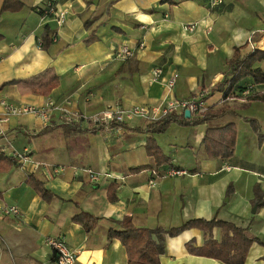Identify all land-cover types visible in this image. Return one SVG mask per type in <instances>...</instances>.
<instances>
[{
    "label": "crops",
    "instance_id": "obj_1",
    "mask_svg": "<svg viewBox=\"0 0 264 264\" xmlns=\"http://www.w3.org/2000/svg\"><path fill=\"white\" fill-rule=\"evenodd\" d=\"M20 1L24 7L11 12L2 11L5 0H0V87L47 69L60 85L47 97L23 85L0 89V119L6 114L3 102L55 105L49 124L27 115L10 116L0 126V150L10 157L29 152L32 158L0 172V264H58L47 244L50 238L64 239L78 254L77 264H128L121 242H108L109 231L120 229L117 222L125 217L138 228L166 231L191 220H222L264 241V203L256 198L259 189L264 202V147L249 123L255 119L264 129V104L247 102L264 93V84L247 78L227 98L223 92L210 93L204 111L223 110L221 117L195 124L199 116L191 115L190 126L173 123L163 134L132 131L152 121L126 113L120 121L126 127L94 122L109 110L162 108L166 101L195 98L223 82L236 48L245 47L242 54L253 48L264 52V0H223L215 9L209 0ZM50 4L65 13L63 25L49 16ZM188 25L195 31H187ZM47 26L52 43L45 49ZM123 47L134 52L133 58L116 56ZM254 67L264 72V60ZM156 68L163 70L160 80H154ZM170 79L176 81L173 90L166 86ZM63 109L82 119L67 122ZM231 123L238 132L234 157L209 159L203 147L207 128ZM150 136L172 164L158 167L148 155ZM141 167L146 169L131 172ZM174 169L188 174L171 176ZM88 170L99 180H91ZM30 174L51 199L27 184ZM112 184L118 187L116 202L108 197ZM10 207L19 215L7 214ZM81 212L98 219L89 232L73 220ZM213 235L222 240L221 229ZM154 239L163 249L161 264H224L188 250V244L201 248L206 242L198 229L175 236L161 232ZM245 264H264V246L254 243Z\"/></svg>",
    "mask_w": 264,
    "mask_h": 264
},
{
    "label": "trees",
    "instance_id": "obj_2",
    "mask_svg": "<svg viewBox=\"0 0 264 264\" xmlns=\"http://www.w3.org/2000/svg\"><path fill=\"white\" fill-rule=\"evenodd\" d=\"M23 7L24 5L20 0H5L2 11L16 12L20 11ZM39 13L43 16L45 12L40 11ZM50 32L51 31L47 26L42 44L45 49L49 48L52 43ZM2 39L3 36L0 35V41ZM93 39V36H91L88 41L91 42ZM244 48L241 47L235 49L232 58L227 61L228 68L224 73V81L213 86L210 89L211 93L223 92L224 97L227 98L232 95L239 87L240 83L247 78H251L255 84H264V72L261 69L254 67L257 62L264 60V52L253 48L247 54H242V50ZM8 85H23L28 87L31 92L47 97L51 95L54 89L59 87L60 80L52 69H47L39 76L33 77L30 80H14L4 83L0 89ZM210 96L211 94L205 97L203 101L206 102ZM247 102H260L264 104V93L248 97ZM223 114V110L207 109L203 112L202 116L200 114L198 115L199 118L194 120L192 118H186L185 112L180 116L169 114L152 122L146 129H133L132 131L146 132L150 135L163 134L173 123H179L184 127H188L191 125L192 120L195 124H204L211 119L221 117ZM249 123L252 130L258 136L260 146L264 147V129L262 130L260 128L259 123L255 119H250ZM111 126L126 127L122 123H114ZM237 133L236 125L232 123L220 128H207L203 139V147L206 151L207 157L211 160H226L233 158L236 149ZM146 148L148 155L156 160L158 167L172 164L171 158L163 153L153 136L148 138ZM19 165L20 164L17 159L13 156H7L0 150L1 173L7 172L11 168ZM144 169L146 168H134L131 169V172L135 173ZM27 184L32 187L43 199H51V193L45 188L41 181L34 177L33 174L28 176ZM117 188V185H111L108 192L110 202H116ZM230 193L231 188L228 190V194ZM256 198L258 202H260L259 204L264 203L262 202V195L260 194L259 189H256ZM73 220L88 232L94 229L98 223L97 218L84 212L76 215ZM117 224L120 226V229H112L109 231L108 242H111L114 239L121 242L127 251L128 264H161L160 257L163 249L162 246L154 239V235L161 232H167L172 236L189 229H198L204 232L206 236L204 246L201 248H193L192 245L188 244V250L192 254L212 258L221 261L224 264H245L249 250L254 243L264 246V241L257 238L248 229L238 227L227 221L216 219L211 221L201 219L191 220L179 228L170 229L168 231L161 228L155 230L138 228L132 223V220L129 217H125L123 220L117 222ZM215 228H219L222 231V240L220 242L214 239L213 231Z\"/></svg>",
    "mask_w": 264,
    "mask_h": 264
},
{
    "label": "built area",
    "instance_id": "obj_3",
    "mask_svg": "<svg viewBox=\"0 0 264 264\" xmlns=\"http://www.w3.org/2000/svg\"><path fill=\"white\" fill-rule=\"evenodd\" d=\"M222 3L223 0H209L208 5L211 9H215L221 6ZM48 13L49 16H51L52 19L56 21V23L59 26L65 23L66 21L65 13L56 11L54 6L51 4ZM185 29L189 32H194L196 26L188 25L185 27ZM116 56L126 61L134 56V52L128 47H123L116 51ZM152 74L154 80H160L163 75V70L160 68H156L153 70ZM175 84L176 81L174 79H170L169 81H167L166 86L169 90H173ZM209 94L210 93L208 90H202L195 98H191L188 100L171 99L169 101H166L164 107L162 108L142 105V106H134L131 109H129L127 112H113L109 110L105 112L102 116L96 117L94 122L120 123V121L122 120V115H124L125 113L131 118H136V117L144 118L151 120L152 122L157 121L161 117L169 115L176 111H181L182 113H184L185 111L188 110L191 112V115L197 116L204 112L203 99L207 97ZM2 104L4 105L8 116L20 117V116L31 115L41 120L44 124H47L50 121V119H52L55 108V105L53 103H50L48 106L44 108H39L33 105H23L17 107V106L9 105L6 102H3ZM61 112L64 113V116L66 117L65 120L67 122L79 121L82 119V115L79 113L71 114L67 111V109H63ZM13 157L17 159L18 163L21 165L32 162V158L29 155V152L16 154ZM87 173L90 179L93 181H98L100 178V176L94 173L92 170H88ZM170 174L171 176L178 177V176L187 175L188 172L185 170L174 169L170 172ZM6 213L17 216L19 215V210L16 207H10L6 209ZM47 244L54 251L58 264H77L78 254L68 247L64 239L50 238L48 239Z\"/></svg>",
    "mask_w": 264,
    "mask_h": 264
},
{
    "label": "rangeland",
    "instance_id": "obj_4",
    "mask_svg": "<svg viewBox=\"0 0 264 264\" xmlns=\"http://www.w3.org/2000/svg\"><path fill=\"white\" fill-rule=\"evenodd\" d=\"M133 58V57H132ZM209 91V93H211V90H208ZM210 95V94H209ZM44 108V107H43ZM203 114V113H202ZM202 114H201V116H202ZM198 116V115H197ZM10 116H8V114H7V112H6V114H5V118H3V119H0V126L2 125V124H4V123H6L7 121H8V118H9ZM51 121H52V119H50V121L47 123V124H49V123H51Z\"/></svg>",
    "mask_w": 264,
    "mask_h": 264
},
{
    "label": "water",
    "instance_id": "obj_5",
    "mask_svg": "<svg viewBox=\"0 0 264 264\" xmlns=\"http://www.w3.org/2000/svg\"><path fill=\"white\" fill-rule=\"evenodd\" d=\"M190 116H191V112L190 111H185V117L186 118H190ZM255 210H256V208H255Z\"/></svg>",
    "mask_w": 264,
    "mask_h": 264
}]
</instances>
